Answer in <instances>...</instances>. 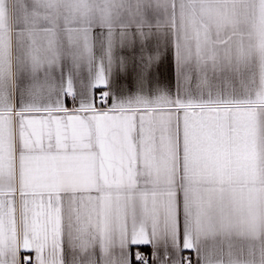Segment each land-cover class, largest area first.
Returning a JSON list of instances; mask_svg holds the SVG:
<instances>
[{
	"label": "snow or ice",
	"instance_id": "6c2138e0",
	"mask_svg": "<svg viewBox=\"0 0 264 264\" xmlns=\"http://www.w3.org/2000/svg\"><path fill=\"white\" fill-rule=\"evenodd\" d=\"M144 245L264 264V0H0V264Z\"/></svg>",
	"mask_w": 264,
	"mask_h": 264
},
{
	"label": "crops",
	"instance_id": "0c3cea01",
	"mask_svg": "<svg viewBox=\"0 0 264 264\" xmlns=\"http://www.w3.org/2000/svg\"><path fill=\"white\" fill-rule=\"evenodd\" d=\"M165 78H166V80H168V74H167V72H165ZM126 83H129V84H130L131 81L128 80V81H126ZM171 83L174 84V80L171 81ZM67 106H68L69 108H72V107H73L72 101H71L70 99L67 101ZM136 247H137V246H133V264H136V262H135V251H136ZM139 249H143V250H145L146 252H148L149 255H150V259H151L152 249H151V246H150V245L139 246ZM185 254H186V255H192V254L190 253V251H186ZM193 259H194V256H193ZM150 264H151V262H150Z\"/></svg>",
	"mask_w": 264,
	"mask_h": 264
},
{
	"label": "built area",
	"instance_id": "2783aa9c",
	"mask_svg": "<svg viewBox=\"0 0 264 264\" xmlns=\"http://www.w3.org/2000/svg\"><path fill=\"white\" fill-rule=\"evenodd\" d=\"M140 251H142L143 252V254L145 255V256H147V257H149V264H150V262H151V259H150V255H149V253L148 252H146L145 250H143V249H139Z\"/></svg>",
	"mask_w": 264,
	"mask_h": 264
}]
</instances>
